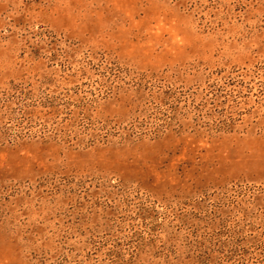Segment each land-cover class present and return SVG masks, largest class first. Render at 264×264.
<instances>
[{
  "label": "rangeland",
  "instance_id": "1",
  "mask_svg": "<svg viewBox=\"0 0 264 264\" xmlns=\"http://www.w3.org/2000/svg\"><path fill=\"white\" fill-rule=\"evenodd\" d=\"M0 264H264V0H0Z\"/></svg>",
  "mask_w": 264,
  "mask_h": 264
}]
</instances>
